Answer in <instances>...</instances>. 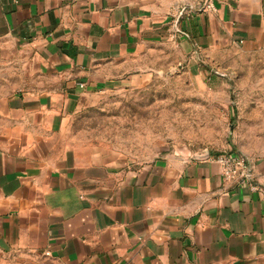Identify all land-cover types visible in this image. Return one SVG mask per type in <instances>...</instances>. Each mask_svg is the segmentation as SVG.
Returning <instances> with one entry per match:
<instances>
[{
    "label": "crops",
    "instance_id": "0c3cea01",
    "mask_svg": "<svg viewBox=\"0 0 264 264\" xmlns=\"http://www.w3.org/2000/svg\"><path fill=\"white\" fill-rule=\"evenodd\" d=\"M206 2L0 0V45L25 75L0 94V264H264V152L246 156L253 192L211 160L108 162L71 140L92 95L206 53H264V0Z\"/></svg>",
    "mask_w": 264,
    "mask_h": 264
},
{
    "label": "rangeland",
    "instance_id": "374dc122",
    "mask_svg": "<svg viewBox=\"0 0 264 264\" xmlns=\"http://www.w3.org/2000/svg\"><path fill=\"white\" fill-rule=\"evenodd\" d=\"M198 58L85 99L70 123L80 155L141 165L169 155L262 154L264 88L252 85H264V53ZM21 66L15 50L0 45V94L17 91Z\"/></svg>",
    "mask_w": 264,
    "mask_h": 264
},
{
    "label": "built area",
    "instance_id": "2783aa9c",
    "mask_svg": "<svg viewBox=\"0 0 264 264\" xmlns=\"http://www.w3.org/2000/svg\"><path fill=\"white\" fill-rule=\"evenodd\" d=\"M205 12H216L214 0H207L201 9ZM199 160H211L216 162L221 169V176L225 183L236 186V188H249L255 192L258 187L254 184V170L251 161L244 155L235 153H221L217 156L210 152H206ZM50 255V253H46Z\"/></svg>",
    "mask_w": 264,
    "mask_h": 264
}]
</instances>
